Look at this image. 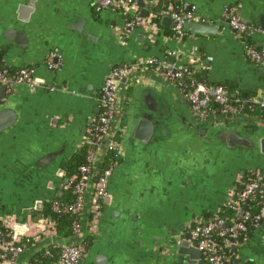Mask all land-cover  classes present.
I'll return each mask as SVG.
<instances>
[{
  "label": "crops",
  "instance_id": "crops-1",
  "mask_svg": "<svg viewBox=\"0 0 264 264\" xmlns=\"http://www.w3.org/2000/svg\"><path fill=\"white\" fill-rule=\"evenodd\" d=\"M175 2L177 10L216 25L217 33L168 36L164 28L172 26L161 19L126 34V17L113 7L97 10L92 0H0V62L12 71L34 70L32 86L13 85L0 102V221H32L36 235L50 220L44 203L62 194L64 166L85 143L114 67L152 58L177 69L194 63L211 84L264 97V65L248 58L245 40L224 14L236 9L254 29L247 42L264 45V0ZM54 50L63 64L50 70L45 58ZM157 77L140 69L120 84L112 129L123 121L120 160L102 213L86 230L91 242L79 264H183L178 243L191 224L218 214L243 173L264 176V155L232 135L255 142L264 137L263 119L217 112L202 120L179 90ZM263 232L264 219L251 229L252 239L241 241L242 264H264ZM42 245L36 242L16 264H30Z\"/></svg>",
  "mask_w": 264,
  "mask_h": 264
},
{
  "label": "built area",
  "instance_id": "built-area-1",
  "mask_svg": "<svg viewBox=\"0 0 264 264\" xmlns=\"http://www.w3.org/2000/svg\"><path fill=\"white\" fill-rule=\"evenodd\" d=\"M97 10L113 7L126 17L123 31L130 34L137 29L145 31V27H156L155 19L170 17L174 36L182 37L183 26L187 21L196 20L192 12L185 9L177 10L170 0H150L147 17L141 15L139 0H92ZM159 8L153 12L154 8ZM133 12L132 17L128 14ZM228 26L238 36L245 40L247 45V56L256 65H264V45L251 46L246 36L254 29L242 20L234 8H227L224 12ZM173 55V53H170ZM212 61L211 57H208ZM45 63L50 70H57L63 64V55L54 50L46 55ZM194 63L182 68H174L167 62L157 59H148L144 63L133 65H120L114 67L106 76L100 91L98 101V113L93 117L89 125L85 143L90 144L87 151L85 163L78 171L67 178L64 189H71L74 201L62 203L58 197L51 200L50 209L54 214L69 213L76 215L78 220L73 225L72 239L78 238L76 245H66L57 242L59 238L54 221H46L44 227L33 235V227L37 225L32 221L20 222L13 220L12 225L0 221V264H16L21 255L28 249L30 244L36 242L43 244L44 255L54 264H79L85 257L88 246L80 238L81 233H86V221L88 232L92 230L99 219L104 201L108 195V185L117 162H110L107 166L102 165V160L108 151L113 150L119 154L120 142L113 139L108 141L110 133L114 136L116 131L123 133L119 125L114 131L113 123L116 119L117 96L120 84L124 79H129L137 70L147 69L158 75L161 79L174 83L177 89L188 101L193 113L202 119H206L217 112L224 114L249 115L260 108L257 117L264 120V97L251 96L250 98H238L231 100L223 86L211 87L203 83H197L193 79ZM34 70L22 68L14 73L3 68L0 62V85L11 89L13 85H33ZM186 78H189L186 81ZM4 99L0 96V102ZM120 155V154H119ZM98 174V176H96ZM242 191L235 192L234 188L229 194L226 206L237 212H243L240 217H223L219 213L209 219L203 216L197 218L189 227L193 241L197 242V248L202 254L204 264H242L236 263L238 259L234 247H239L241 241L248 239L250 225L258 228L264 219V176L259 172L251 173L242 182ZM260 205V213L251 215L250 204ZM246 208H244V206ZM249 222L251 224L249 225ZM30 264H33L32 261Z\"/></svg>",
  "mask_w": 264,
  "mask_h": 264
},
{
  "label": "trees",
  "instance_id": "trees-1",
  "mask_svg": "<svg viewBox=\"0 0 264 264\" xmlns=\"http://www.w3.org/2000/svg\"><path fill=\"white\" fill-rule=\"evenodd\" d=\"M170 1H172L176 7H179L178 3H176L175 0H170ZM158 10H159L158 7L154 8L153 12H157ZM128 17H132V14L129 13ZM155 22L160 25V19L156 18ZM164 30L168 36L174 35L173 29L164 28ZM193 69H194L193 79H195V81L197 83H203V84H205L207 86H211V87H216L218 85L223 86L224 89L226 90V92L229 94L231 100H233V101H235V99H238V98H245V97H243L242 91L237 90V87H234V86L232 87L230 85L225 87L222 84H218V85L211 84L210 82H208V77H207V74L205 72L198 70L196 67H193ZM8 71L11 73L15 72L12 70H8ZM188 79L189 78H186V81H188ZM232 94H235L236 97L233 98L231 96ZM251 96L247 95V98H250ZM259 113H260V108L256 106V109L253 112H250L249 116H251V117L256 116L257 117L259 115ZM123 125L124 124L122 121L120 126L123 127ZM113 140L115 142L116 141L121 142L122 132L116 131L114 136H113ZM90 146L91 145L88 143L83 144L82 147L80 148V150L77 153H75L68 160L67 165L64 166L65 170H66V173H65L66 179L70 178L72 175H74L78 171V168L85 163L87 151L90 148ZM119 160H120V155L118 154V152L110 150L104 156V158L102 160V165L105 167L108 165V163H110V162H117L118 163ZM251 173H253V172H246L245 175H243V177H242V182L245 181ZM234 191L235 192L242 191V183L241 182L236 183V185H234ZM58 198L60 199V201L62 203H71L74 201V195H73L71 189H64L62 191V194L58 195ZM50 204H51V200L44 203V210L42 211L43 216L50 219V221L55 222L57 234H58L60 239L70 241L72 236H73V225L78 220V217L76 215L69 214V213L54 214L50 209ZM260 208H261L260 205L258 206L255 203L251 202V204L249 206V209L251 211V215L252 216L258 215L260 213ZM219 215L223 216V217H238V213L226 205H224L222 207L221 211L219 212ZM250 224H251V222H249V225ZM252 226L253 225H250L249 231H251ZM81 239L87 246L91 242L90 237L88 235H85V234ZM31 244L28 248L32 247ZM41 247H43V245ZM31 261L33 264H46L48 261V258L44 255V248H42L39 252H37L36 255H34L32 257Z\"/></svg>",
  "mask_w": 264,
  "mask_h": 264
},
{
  "label": "water",
  "instance_id": "water-1",
  "mask_svg": "<svg viewBox=\"0 0 264 264\" xmlns=\"http://www.w3.org/2000/svg\"><path fill=\"white\" fill-rule=\"evenodd\" d=\"M146 0H139L138 4L140 6V8H142V11H141V15L143 17H147L148 15V10L146 9V3H145ZM150 1V0H149ZM131 13H133L131 11ZM162 25L163 26H172V19L170 17H164L162 18V21H161ZM219 30V28L216 26V25H211L209 23H204L202 21H196V20H190V21H187L184 26H183V31L184 32H189V33H195V34H199V35H212V34H215L217 33V31ZM158 78V77H157ZM158 80H161L160 77L158 78ZM128 79H124L122 81V83H127ZM164 83H167V84H170L174 89H176V91H178L176 85L174 83H171V82H168V81H163ZM6 86H2L0 88V96L2 98L5 97V94H6ZM232 97H236V95H231ZM243 97H246L245 95H243ZM151 118V117H150ZM203 120V119H202ZM151 124H152V127L155 126V124L153 123V119H151ZM90 123H92V120H90ZM116 123L114 122L113 125H115ZM139 129L142 130V127H139ZM232 135L235 136V142L236 144L238 143L239 146H243V147H252L254 148L255 151L259 152V153H262L264 155V137H261L259 139H257L255 142L253 140H249L247 138H240L239 136L235 135V133H232ZM113 136V135H112ZM110 137V140L108 141H111L112 138H111V135L109 134L108 136V139ZM232 137V136H231ZM67 165V163L65 164ZM64 170H62V174H64ZM244 175V173H243ZM98 176V174L96 175ZM66 183H67V180H66ZM243 188V186H242ZM39 207L43 206L42 203L38 204ZM247 205L244 206V208H246ZM38 207V209H39ZM243 216V212H240L238 214V217H242ZM41 219V218H40ZM88 223H89V220L86 221V226H85V231L88 230ZM262 224V223H261ZM256 228H252V230L254 231ZM85 233H81L80 234V238H82L84 236ZM248 238L249 239H252L253 236L252 234H249L248 235ZM261 238L263 239L264 238V232L263 234L261 235ZM57 242L61 243V244H66V245H76L78 243V238H74L69 241L67 240H62L60 238H57L56 239ZM251 248V246H249V249ZM245 248L242 249V253H243V250ZM233 251L234 252H237L238 251V247H234L233 248ZM244 258L246 257L247 261L248 262H251L253 261L251 258L247 257V255H245L244 253ZM177 257H178V260H180L183 264H204V260H203V257H202V254L201 252L199 251V249L197 248V242L196 241H193L192 239V235L191 233H186L182 236V240L178 243V249H177ZM241 259L238 258L236 260V263H241Z\"/></svg>",
  "mask_w": 264,
  "mask_h": 264
}]
</instances>
